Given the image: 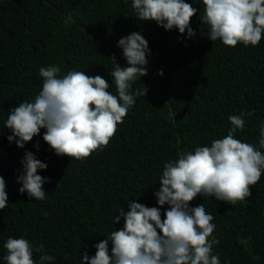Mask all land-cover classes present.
I'll list each match as a JSON object with an SVG mask.
<instances>
[{"label":"trees","instance_id":"16d2710c","mask_svg":"<svg viewBox=\"0 0 264 264\" xmlns=\"http://www.w3.org/2000/svg\"><path fill=\"white\" fill-rule=\"evenodd\" d=\"M185 2L203 11L199 0ZM68 14L72 22L66 24ZM189 24L192 37L153 20L139 21L131 0H0V177L8 199L0 209V257L9 236H24L42 244L52 264H80L81 254L94 255L93 245L123 226V218L111 219L120 207L128 210L129 199L160 207L163 220L169 206L157 205L154 196L163 162L226 135L229 115L251 112L233 135L258 146L264 127V34L255 46H226L207 38L198 12ZM133 31L147 40L150 54L146 74L130 91H146L136 96L102 150L82 160L58 156L43 141L44 129L23 148L7 140V112L38 93L40 66L56 64L61 74H98L115 94L112 59L127 66L116 42ZM25 150L47 165L37 170L48 177L43 200L18 191ZM249 189L236 205L199 194L189 201L204 204L213 217L218 240L213 253L220 264H264V172Z\"/></svg>","mask_w":264,"mask_h":264},{"label":"clouds","instance_id":"9594fccd","mask_svg":"<svg viewBox=\"0 0 264 264\" xmlns=\"http://www.w3.org/2000/svg\"><path fill=\"white\" fill-rule=\"evenodd\" d=\"M199 3L203 5L202 12L185 0H131L136 19L153 20L165 30L175 28L186 37L195 35L189 20L198 12L211 41L219 40L226 46L238 42L255 46L260 42L264 34V0H199ZM64 22H72L71 14ZM116 44L122 49L127 66L121 67L111 58L114 68L109 74L115 94L98 74L91 76L77 70L61 74L56 64L40 66L42 83L38 93L7 112L4 124L11 133L7 140L23 148L44 129L40 133L43 141L58 156L82 160L102 150L136 96L146 91L130 89L147 72L150 54L147 40L133 31ZM158 74L163 75V70ZM245 115L251 112L229 115L231 127L221 138L163 162L159 188L154 192L157 205L169 206L164 209L163 220L160 207L127 200L128 210L120 207L116 211L119 214L111 219L112 223L123 218V226L113 228L104 235L105 239L94 244V255L81 254L80 264H220L218 255L213 253V245L218 244L212 235L213 217L205 211L204 204L190 206L189 201L199 194L236 205L250 195L249 186L255 185L264 172V127L260 128L258 146L236 138L233 133L243 129ZM34 147L38 148V143ZM21 165L16 178L20 184L18 191L35 200L45 199L42 184L48 177H42L37 170L45 169L46 163L25 150ZM5 187V180L0 177V209H5L8 203ZM3 248L5 253L0 259L4 264H52L54 260L42 244L24 236H9ZM34 252L39 253L36 258Z\"/></svg>","mask_w":264,"mask_h":264},{"label":"water","instance_id":"95a60500","mask_svg":"<svg viewBox=\"0 0 264 264\" xmlns=\"http://www.w3.org/2000/svg\"><path fill=\"white\" fill-rule=\"evenodd\" d=\"M184 111H186V108H185V110H183L182 112H178V113L175 115V120H178V119L182 118V116L184 115Z\"/></svg>","mask_w":264,"mask_h":264}]
</instances>
